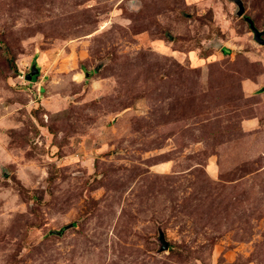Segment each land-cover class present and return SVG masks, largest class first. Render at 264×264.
Here are the masks:
<instances>
[{"label":"rangeland","instance_id":"rangeland-1","mask_svg":"<svg viewBox=\"0 0 264 264\" xmlns=\"http://www.w3.org/2000/svg\"><path fill=\"white\" fill-rule=\"evenodd\" d=\"M0 264H264V0H0Z\"/></svg>","mask_w":264,"mask_h":264},{"label":"water","instance_id":"water-1","mask_svg":"<svg viewBox=\"0 0 264 264\" xmlns=\"http://www.w3.org/2000/svg\"><path fill=\"white\" fill-rule=\"evenodd\" d=\"M255 32H256V37H257V39L260 40V38H259L260 32H259L258 30H255ZM35 67H36V66H34V67L32 68V72H31L30 74H28V77H29V78H32L34 75H37V74H38L39 69H38V68H35ZM68 227H69V226H67V228H68ZM161 241L163 242V249H167V248H168V242L165 240L164 236L161 238Z\"/></svg>","mask_w":264,"mask_h":264},{"label":"trees","instance_id":"trees-1","mask_svg":"<svg viewBox=\"0 0 264 264\" xmlns=\"http://www.w3.org/2000/svg\"><path fill=\"white\" fill-rule=\"evenodd\" d=\"M165 238V237H164ZM166 240V239H165ZM167 241V240H166ZM168 242V241H167ZM168 246H169V244H168ZM162 248H163V242H162Z\"/></svg>","mask_w":264,"mask_h":264}]
</instances>
